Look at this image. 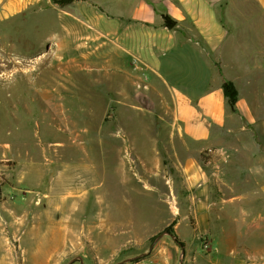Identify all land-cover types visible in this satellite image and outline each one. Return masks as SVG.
Segmentation results:
<instances>
[{"label": "crops", "instance_id": "1", "mask_svg": "<svg viewBox=\"0 0 264 264\" xmlns=\"http://www.w3.org/2000/svg\"><path fill=\"white\" fill-rule=\"evenodd\" d=\"M249 5L264 15V0H0V21L49 13L55 54L69 64V103L88 111L118 157L127 146L133 161L119 163V183L133 191L134 176L156 191L170 216L162 229L171 225L183 244L165 234L148 254L152 232L104 228L101 218L100 231L82 224L79 253L105 264L131 244L139 252L119 264H264V53L235 50L226 26L246 21ZM225 80L237 92L233 106ZM208 148L217 152L204 157ZM76 195L83 206L99 200ZM69 224L54 253L74 252L79 230Z\"/></svg>", "mask_w": 264, "mask_h": 264}, {"label": "rangeland", "instance_id": "2", "mask_svg": "<svg viewBox=\"0 0 264 264\" xmlns=\"http://www.w3.org/2000/svg\"><path fill=\"white\" fill-rule=\"evenodd\" d=\"M233 8L240 11L238 4ZM246 18L226 25L233 48L264 53V15L249 5ZM54 26L48 12L0 21V264H95L98 255L78 252L87 245L80 229L84 224L99 230L101 218L104 228L152 232L153 240L141 249L147 252L165 235L168 206L138 177L129 181L133 191L119 183V163L133 161L132 153L123 146L118 157L117 143L96 135L88 111L69 103V64L55 54ZM224 64L230 73L231 61ZM87 193L99 200L83 206L76 194ZM55 203L60 213H54ZM69 220L79 230L76 248L54 253L59 230ZM131 251L137 250L127 244L107 253L105 264H119Z\"/></svg>", "mask_w": 264, "mask_h": 264}, {"label": "trees", "instance_id": "3", "mask_svg": "<svg viewBox=\"0 0 264 264\" xmlns=\"http://www.w3.org/2000/svg\"><path fill=\"white\" fill-rule=\"evenodd\" d=\"M73 1L76 0H53V3L62 7L65 6L67 4L72 3ZM222 90H223V94L224 96L229 100V103L233 106L235 104L236 101V97H237V92L234 88V85L230 82V81H224L222 84ZM163 233L168 234L169 236H171L175 243L179 246V247H183V244L180 243L178 241V239L176 238V236L174 235L173 231H172V226H168L167 228L164 229ZM161 234H159L158 236H160ZM157 238V237H156ZM151 240H153V238H151ZM139 259L134 260L133 262L138 261Z\"/></svg>", "mask_w": 264, "mask_h": 264}, {"label": "built area", "instance_id": "4", "mask_svg": "<svg viewBox=\"0 0 264 264\" xmlns=\"http://www.w3.org/2000/svg\"><path fill=\"white\" fill-rule=\"evenodd\" d=\"M217 152V150L213 149V148H208L205 151H203V156L204 157H211L212 155H214ZM204 248H207L206 245L203 246ZM140 264H156L153 261H148V262H144V263H140Z\"/></svg>", "mask_w": 264, "mask_h": 264}, {"label": "water", "instance_id": "5", "mask_svg": "<svg viewBox=\"0 0 264 264\" xmlns=\"http://www.w3.org/2000/svg\"><path fill=\"white\" fill-rule=\"evenodd\" d=\"M165 20V26L168 28V29H172L174 26H175V23L168 17H165L164 18ZM161 236H159L160 238Z\"/></svg>", "mask_w": 264, "mask_h": 264}, {"label": "bare ground", "instance_id": "6", "mask_svg": "<svg viewBox=\"0 0 264 264\" xmlns=\"http://www.w3.org/2000/svg\"><path fill=\"white\" fill-rule=\"evenodd\" d=\"M41 62H42V61H41ZM12 63H13L14 65H16V64L21 63V61L13 60ZM24 63H25V62H24ZM24 63H23V64H24ZM21 66H22V65H21ZM21 66H20V67H21ZM17 71L19 72V70H17ZM3 77H6V75L3 76Z\"/></svg>", "mask_w": 264, "mask_h": 264}]
</instances>
